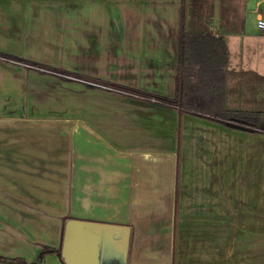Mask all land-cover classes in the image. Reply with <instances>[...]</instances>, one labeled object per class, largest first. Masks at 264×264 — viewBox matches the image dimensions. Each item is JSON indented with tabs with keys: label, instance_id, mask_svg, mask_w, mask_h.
I'll return each mask as SVG.
<instances>
[{
	"label": "crops",
	"instance_id": "1",
	"mask_svg": "<svg viewBox=\"0 0 264 264\" xmlns=\"http://www.w3.org/2000/svg\"><path fill=\"white\" fill-rule=\"evenodd\" d=\"M255 19L264 21V0H0V257L31 264L50 248L59 254L42 264H66L73 221L112 227L113 249L127 239L126 256L103 254L104 264H264V31ZM182 31L199 42L181 43ZM181 63H225L212 110L258 113V126L168 102ZM46 78L82 96L58 101ZM96 91L167 105L183 122L178 132L175 121L154 124L160 116L150 124Z\"/></svg>",
	"mask_w": 264,
	"mask_h": 264
},
{
	"label": "trees",
	"instance_id": "2",
	"mask_svg": "<svg viewBox=\"0 0 264 264\" xmlns=\"http://www.w3.org/2000/svg\"><path fill=\"white\" fill-rule=\"evenodd\" d=\"M200 38L195 35H189L184 31L181 32V43L186 44L198 43ZM35 65V64H34ZM225 63H181L182 79L177 86V98L174 101H168L176 106H179L182 111L197 114L207 113L216 116L219 119L237 120L241 125L235 127L243 130H249L246 126L257 127L259 123V114L250 112H230L218 111L215 112L212 108L217 104L215 100L216 92L222 90L221 82L224 81L221 68ZM205 92H209L210 97L203 98ZM202 94V96H201ZM221 95V94H220ZM215 119V120H219ZM220 121V120H219ZM222 122V121H220ZM48 252H58L50 248H44L40 251L37 260L31 264H42L43 257ZM2 264H27L21 259H7L0 257Z\"/></svg>",
	"mask_w": 264,
	"mask_h": 264
},
{
	"label": "water",
	"instance_id": "3",
	"mask_svg": "<svg viewBox=\"0 0 264 264\" xmlns=\"http://www.w3.org/2000/svg\"><path fill=\"white\" fill-rule=\"evenodd\" d=\"M75 223L77 225H72ZM82 229H89L94 232L93 238H89L87 240L82 239L80 237ZM110 229H112V227L107 225H93L92 223L68 221L64 226L61 246V256L63 257L65 263L104 264V259L106 257L115 256L114 254L117 252V249H120V255L126 256L127 239L121 241V247H114L113 249L114 245L112 241L115 242V240L112 233H109ZM105 232H108L109 234L107 233L106 235ZM103 254L105 255L104 259ZM121 264L123 263L121 262Z\"/></svg>",
	"mask_w": 264,
	"mask_h": 264
},
{
	"label": "rangeland",
	"instance_id": "4",
	"mask_svg": "<svg viewBox=\"0 0 264 264\" xmlns=\"http://www.w3.org/2000/svg\"><path fill=\"white\" fill-rule=\"evenodd\" d=\"M255 21L257 22V20L255 19ZM33 69V68H32ZM36 71H39L37 69H35ZM34 70V71H35ZM51 70H54V69H51ZM40 72V71H39ZM44 73V72H42ZM44 74H47L48 73H44ZM55 76V75H54ZM45 80L49 81V82H53L55 84H53L52 86H50V89H49V93L48 95H51L53 96L54 94H60L57 98L58 101H63L67 104H70L71 101H73L75 98H77L78 96H82V88H77L75 85H72L70 83H67V82H63V81H59L57 79H51V78H46ZM78 82V81H77ZM81 83V82H80ZM53 87V88H52ZM61 87L64 89H62V92L61 91ZM51 93V94H50ZM95 93V95H98L96 98L100 99V97L102 96H105L106 99H107V102L110 103L112 105V107H118L120 109H131V110H138V111H141L143 114L142 116L151 124V117L152 116H160V119L158 123H154V124H157L159 126H165L167 129V125L168 127H173L174 126V121H175V125H176V128L175 130L178 132L179 131V120L181 122H183L182 119H180V116H179V112H175V116L172 114L171 110L170 109H167V105H163L165 106L161 109H159V111L157 109H154L150 103H146V102H134L132 100H129L127 99V97H131L129 95H124V94H121L123 95L122 96H116V95H108V94H105V93H102V92H93ZM47 95V97H48ZM125 96V97H124ZM44 97V96H43ZM76 100V99H75ZM97 100V99H96ZM106 102V103H107ZM140 103V104H139ZM27 104H31V102L27 101ZM47 109H51L50 107H47ZM63 108H58V110H62ZM43 112H47V110H42ZM176 111V110H175ZM169 117H170V120H172L170 123H169ZM145 120V121H146ZM154 122H157L156 120ZM169 123V124H168ZM173 125V126H172ZM177 137L179 138V135L177 134ZM164 135L161 134V141L164 140ZM217 138H219V136L217 135ZM180 140H182V137L180 136L179 138ZM167 144V143H166ZM168 145V144H167ZM200 148V147H199ZM200 151V149L198 150ZM224 169H228L230 166L228 165H224L223 166ZM200 168H202L201 166L200 167H194V169H198L200 170ZM218 167H212V166H206V167H203V169L206 171V172H210L212 171V169H216ZM219 168H222V167H219ZM179 172V170H178ZM177 239V236H173V243H172V252H173V256L175 255L174 253V249H173V246L175 248V240Z\"/></svg>",
	"mask_w": 264,
	"mask_h": 264
},
{
	"label": "built area",
	"instance_id": "5",
	"mask_svg": "<svg viewBox=\"0 0 264 264\" xmlns=\"http://www.w3.org/2000/svg\"><path fill=\"white\" fill-rule=\"evenodd\" d=\"M257 26L259 27V29L264 31V21L263 20H259L257 22ZM9 61L12 62V63H15L16 65H21V66H25V67H28V68L37 69L40 72L48 73V74H51V75H55V76L62 77V78H65V79H69V80H73V81H78V82L87 84L89 86H93V87H97V88H101V89H106V90L117 91L114 87H111V86H108V85H104V84H100V83H96L95 81H91V80H87V79L82 78V77L70 75L68 73H64V72H61V71L51 70V69L46 68V67H42V66H39V65L37 66V65H34L32 63H25V62L18 61V60H9Z\"/></svg>",
	"mask_w": 264,
	"mask_h": 264
}]
</instances>
